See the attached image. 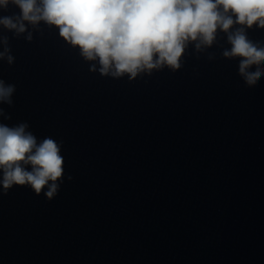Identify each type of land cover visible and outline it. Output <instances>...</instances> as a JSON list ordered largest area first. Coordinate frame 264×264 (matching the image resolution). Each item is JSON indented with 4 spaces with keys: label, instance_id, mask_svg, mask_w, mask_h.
Returning a JSON list of instances; mask_svg holds the SVG:
<instances>
[{
    "label": "water",
    "instance_id": "95a60500",
    "mask_svg": "<svg viewBox=\"0 0 264 264\" xmlns=\"http://www.w3.org/2000/svg\"><path fill=\"white\" fill-rule=\"evenodd\" d=\"M0 35L15 57L0 79L16 86L0 122H27L65 159L51 200L0 186V264H264V76L245 83L225 33L134 80L91 71L55 26Z\"/></svg>",
    "mask_w": 264,
    "mask_h": 264
},
{
    "label": "clouds",
    "instance_id": "9594fccd",
    "mask_svg": "<svg viewBox=\"0 0 264 264\" xmlns=\"http://www.w3.org/2000/svg\"><path fill=\"white\" fill-rule=\"evenodd\" d=\"M10 5L20 12L0 15V26L17 36L27 33L28 41L41 22L55 26L85 60L95 62L90 70L104 76L134 80L154 69L176 71L189 45L201 52L217 43L220 32L231 45L222 55L240 58L238 71L245 83L253 87L264 76V42L247 33L252 27L264 29V0H0V10ZM0 44V60L13 64L9 38L0 35ZM15 91L14 84L0 79V104L11 105ZM0 118L11 116L0 107ZM28 129L27 122H0V186L5 193L14 185L30 186L51 200L65 174L62 142L51 137L38 142Z\"/></svg>",
    "mask_w": 264,
    "mask_h": 264
}]
</instances>
